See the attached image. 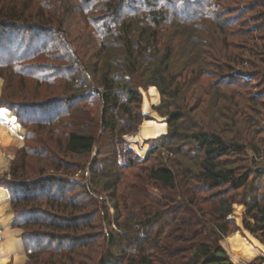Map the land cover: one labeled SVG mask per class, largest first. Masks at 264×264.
Wrapping results in <instances>:
<instances>
[{
	"label": "trees",
	"instance_id": "trees-1",
	"mask_svg": "<svg viewBox=\"0 0 264 264\" xmlns=\"http://www.w3.org/2000/svg\"><path fill=\"white\" fill-rule=\"evenodd\" d=\"M235 5L252 13L240 23L254 24L242 31L244 49L228 41L218 0H0V76L8 86L33 77L43 90L36 99L9 94L0 102L27 139L38 132L45 138L22 151L6 183L33 264H234L222 241L239 231L237 204L246 208L243 228L264 244L260 115L249 117L239 103L234 114L228 101L237 96L233 82L264 84V0ZM40 55L56 64L33 61ZM141 87L158 88L163 101L156 109L168 122L143 158L125 139L146 119ZM247 100L245 109L255 110L257 99ZM79 114L85 130L64 123ZM91 125L107 134L103 144ZM28 150L63 175L30 180ZM94 152L86 179L69 177L81 164L67 159ZM249 154L250 166L234 167ZM151 181L170 194L151 197Z\"/></svg>",
	"mask_w": 264,
	"mask_h": 264
},
{
	"label": "rangeland",
	"instance_id": "rangeland-1",
	"mask_svg": "<svg viewBox=\"0 0 264 264\" xmlns=\"http://www.w3.org/2000/svg\"><path fill=\"white\" fill-rule=\"evenodd\" d=\"M129 1H136V0H129ZM161 2H164V0H159ZM216 0H211V3H215ZM246 1V0H244ZM235 3H237V0H218V5L222 6L223 8H225L223 11V17H221V20H226L228 26V33H231L232 36L228 37V41L233 42L234 45L235 44H240L243 49L246 47V43L244 42L246 37H244V33L242 32L243 29H250V26H253L254 24L251 23L249 25H240V23H242L244 21L245 23V19L248 20L249 16L252 15V13L250 14H246L244 16V10L238 9V7L235 5ZM100 5V4H98ZM99 7V6H98ZM218 9V8H216ZM100 12L97 11L96 14H100L101 10H99ZM261 11H264V9H262ZM174 12V11H173ZM243 12V13H242ZM229 13V14H227ZM179 14V11H175L174 15L177 16ZM226 14V16H224ZM183 15L184 13H182L180 11V16ZM178 17V16H177ZM240 18V22H238L237 24H233L234 20ZM258 24V23H257ZM216 32V31H215ZM238 34V36H234V34ZM236 34V35H237ZM217 36V34L215 35V37ZM223 36V35H222ZM243 51V50H242ZM244 52V51H243ZM244 55H248L246 53H244ZM36 62L39 63H50V64H56L55 62H53L52 60L48 59L45 55H40L38 58H36L35 60ZM61 63H63V61H60ZM212 63H215V67L218 66L219 64L217 63V61L215 60V62L213 61ZM232 67H234L233 69H235L236 71L238 70H243L246 67L243 65H233ZM6 76L7 74L4 73ZM216 75V74H215ZM14 79V80H13ZM13 83L12 85L9 87L7 80L3 77L0 76V102L2 101V98H6L9 96V94H13L14 95V100L15 101H25L27 99L32 100V99H36V95L39 94L41 95V92L43 90H40L36 80L33 77H29V78H24V79H19V78H12ZM210 79H207L206 82H209ZM217 80L216 76H215V81ZM229 80V79H228ZM227 80V81H228ZM210 81H213L212 79ZM230 81V80H229ZM242 82L239 83H235L233 82V86L232 89H235L237 96H235L232 99H228V101H233V104L230 106L232 113L236 114L239 111V108H237L235 106V103H239L240 107H241V111H243L246 115H249V117H257V115L259 116L258 118H256L258 127L259 129L261 128V138L264 139V84L262 85V82H250V85L248 86V88H244L243 84L241 85ZM8 86V88H7ZM154 87V86H152ZM157 89V91L153 88H140V92L142 93V105H141V113L143 115L146 116V119H144L143 123L139 126L138 131L135 135H128L125 137V139L128 141L130 148L133 150V155H138L139 157L143 158L146 154V152L148 151V149H150L152 147V144L149 142V139H145V140H139L138 138L136 139V137L140 134V129L142 127V125L147 122V121H153L155 124H159V125H164V130L167 127V131L168 132V122H167V117L162 116L158 111H157V107H160L163 98L160 94V91L158 90L157 87H155ZM153 89L156 91V96H157V102H154V100H152V94L150 93V90ZM60 92V90H58ZM224 90H221V92H223ZM217 92V90L215 91V93ZM225 92V91H224ZM226 94L224 95L225 98L228 97V94L230 92H225ZM239 93H243V96L241 98L238 97ZM233 94V92L231 93ZM217 95H215L216 97ZM251 97H255L257 99V103L254 106L255 110L251 111V110H246L245 106L247 107V99H250ZM216 99V98H215ZM227 100V99H226ZM224 102H221L220 105H223ZM209 105V104H208ZM0 108H5L7 110H9V108L7 107H2L0 105ZM248 108V107H247ZM222 108L217 106L215 108V120H217V118H219L217 116V114H219V111ZM249 109H253L252 107H249ZM98 110V105H96L94 108H91V113H95ZM11 111V110H9ZM237 111V112H236ZM12 112V111H11ZM13 113V112H12ZM242 114V112H241ZM240 114V116H242ZM256 114V115H255ZM14 115V114H13ZM15 116V115H14ZM239 116V117H240ZM207 118V117H206ZM223 120H221L220 122H222ZM64 123H71V124H78L76 126V130H85L87 127L86 123L87 121L84 119V117L82 116V114H79L77 116H72V117H68L64 119ZM256 123V122H255ZM21 125V124H20ZM218 124L215 123V127H217ZM22 126V125H21ZM23 127V126H22ZM75 128V127H74ZM36 129V128H35ZM70 129V128H69ZM23 130L25 131V139L22 140H18L16 139L15 141H13L7 148L3 149V156L7 161V165L4 169H0V185L7 188L6 187V183L8 181H13V176L11 175V169L13 166L18 165L19 164V159L22 157V151L27 148L29 145L30 147L34 148V147H39L42 142L41 140L44 138V136L40 133L39 135H37V138L35 139V137L31 140L27 139V129H25L23 127ZM91 132H93L96 137L99 138V140L102 141V144L105 142L106 138H107V134L102 135V132L97 129L96 125L90 126L89 129ZM163 132V131H162ZM161 132V133H162ZM161 133H159L158 135L155 136V139L157 136H159ZM65 135H63L64 137ZM48 138V137H47ZM45 139V138H44ZM154 139V138H151ZM250 140H248L249 143ZM101 144V145H102ZM99 147L97 146L96 150ZM103 149H107V148H103ZM27 151V150H26ZM32 151L28 150L27 152H23L26 155V172H27V177L30 180H34L37 178H47V177H51V176H62L63 174L61 172H55L54 170L50 169L49 167L46 166V159L43 158H38V157H34L31 156ZM96 152H94L92 155L86 156L84 158H78V157H71L68 158L67 160H71L72 162H77L79 164H81L80 169L78 170L74 175L69 176L72 179H74L75 181H82L83 178L84 180L86 179V175L85 173L88 171L89 165L92 161V159L94 158ZM251 154L248 155V157H243L240 160H236L235 166L234 167H244V166H250L249 160L251 158ZM151 165V162L148 163H143L142 165H140L139 167H135L129 170H125L126 174L132 173V172H138V170L141 167H149ZM87 183H89V179L87 180ZM148 193L151 195V197L160 199L161 197H165L167 195L170 194V191L168 189H166L160 182L157 181H151L150 185L147 188ZM8 191L10 192V190L8 189ZM11 194V192H10ZM102 197L106 198V193H102ZM12 199V197H11ZM106 206L109 207V211L112 214L113 213V209L112 206L106 202ZM239 205H235L234 206V213L232 215L233 219L234 217L237 215L235 213V211H237L236 207H238ZM91 209H94V206L90 207ZM13 209V208H12ZM243 221V219H242ZM15 224V221H14ZM234 224L237 226L236 224V220L234 219ZM16 228H19L22 231V236L24 233V229L20 228L18 226L15 225ZM113 227V224H112ZM115 228V226H114ZM242 229L243 228V223H242ZM241 228L239 230H242ZM43 230V229H42ZM245 230V229H244ZM29 250V249H28ZM26 253V259H24V263L23 264H31V259H30V254ZM32 250V249H31ZM32 254V253H31ZM41 259L44 258H48V254L47 253H42L41 254ZM33 264V263H32Z\"/></svg>",
	"mask_w": 264,
	"mask_h": 264
},
{
	"label": "crops",
	"instance_id": "crops-1",
	"mask_svg": "<svg viewBox=\"0 0 264 264\" xmlns=\"http://www.w3.org/2000/svg\"><path fill=\"white\" fill-rule=\"evenodd\" d=\"M7 123L14 124L17 132L24 131L11 111L0 108V169L7 165L2 154L3 149L16 140L15 135L7 130ZM151 138L155 136L144 139L140 137L139 140ZM236 209L237 215L234 219L237 227L242 229L246 208L239 205ZM14 219L11 194L7 188L0 185V264H23L26 259L28 247L22 237V231L15 227ZM222 246L234 264H264V244L247 230L242 229L229 235L222 241Z\"/></svg>",
	"mask_w": 264,
	"mask_h": 264
},
{
	"label": "bare ground",
	"instance_id": "bare-ground-1",
	"mask_svg": "<svg viewBox=\"0 0 264 264\" xmlns=\"http://www.w3.org/2000/svg\"><path fill=\"white\" fill-rule=\"evenodd\" d=\"M150 93L152 94V100H154V102H157L156 91L151 89ZM162 131H164V125L155 124L153 121H147L142 125L140 134L136 137V139H139L140 137H142L143 139L150 138L152 136L158 135Z\"/></svg>",
	"mask_w": 264,
	"mask_h": 264
},
{
	"label": "built area",
	"instance_id": "built-area-1",
	"mask_svg": "<svg viewBox=\"0 0 264 264\" xmlns=\"http://www.w3.org/2000/svg\"><path fill=\"white\" fill-rule=\"evenodd\" d=\"M17 120V118H16ZM6 128L9 132L13 133L15 135V138L18 139V140H24L25 139V131H22V132H17L15 131V128H14V124H10V123H7L6 124ZM28 253L31 254L32 253V250L29 249L28 250Z\"/></svg>",
	"mask_w": 264,
	"mask_h": 264
}]
</instances>
